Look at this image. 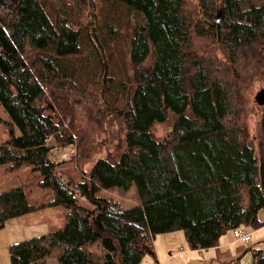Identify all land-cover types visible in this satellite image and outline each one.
I'll return each instance as SVG.
<instances>
[{"label": "trees", "instance_id": "16d2710c", "mask_svg": "<svg viewBox=\"0 0 264 264\" xmlns=\"http://www.w3.org/2000/svg\"><path fill=\"white\" fill-rule=\"evenodd\" d=\"M196 9L193 16L185 0H0V107L9 133L0 165H30L47 193L0 191V228L23 214L66 209L63 227L11 244V264H141L159 233L183 230L196 250L227 230L263 225L264 97L255 102L262 113L254 142L238 124L232 71L240 63L264 73V0H196ZM195 40L212 43L211 62ZM216 47L226 63L211 60ZM115 48L122 70L113 66ZM50 95L68 114L102 97L124 123L122 152L63 182L48 158L47 140H58L61 128ZM169 115L170 132L155 136L153 126ZM133 184L138 202L130 207L101 194ZM253 257L264 264V250Z\"/></svg>", "mask_w": 264, "mask_h": 264}, {"label": "rangeland", "instance_id": "374dc122", "mask_svg": "<svg viewBox=\"0 0 264 264\" xmlns=\"http://www.w3.org/2000/svg\"><path fill=\"white\" fill-rule=\"evenodd\" d=\"M98 1L99 0H95V2ZM185 2L191 14L196 16V0H185ZM90 12L92 11H89V13ZM80 14H84V12ZM88 16L87 27L93 24L90 14ZM201 41L202 40H195L193 46L195 50L205 58L207 63L211 62L210 54H207V52L212 51V43L210 41ZM125 44L126 40L124 39L122 41L123 48ZM199 48L201 51H199ZM215 50V58H211V60L219 65L221 63H226V58L222 55V52L217 47ZM111 52L114 56L113 66L119 69L121 68L122 70L123 65L120 63L122 52L120 48H115L114 51L111 49ZM237 64L238 65L233 66L232 75L233 73L236 75V82L239 85V93L242 97L240 98L242 113L238 119V124L242 130H245L247 134L246 138L248 140H254L255 142L259 134L258 122L260 121L262 113L260 107L255 103V97L260 91L263 90L264 92V73L261 70L252 73L245 65L242 66L240 63ZM215 66L217 65L215 64ZM131 74L132 69L126 64L124 75H129V78H131ZM98 78L101 80V76ZM116 79L118 80L117 77ZM56 97V95H50L49 102L52 105L51 108L54 113L60 117L61 128L58 131L60 137L58 140L53 137L47 140V144L51 147L48 158L56 164V170L63 182L66 183L71 181L76 183L80 180L82 173L88 172V169H90L97 159L108 155L116 157L122 152L124 149V144L122 142L124 123L121 118L116 116L114 113L115 110L112 111L106 106V102L100 96H97L95 104L91 103L93 105L89 106L83 105V109L81 108L82 110L79 111V113L73 111V114H68L65 111L63 113V106L60 108L56 104L57 102H53ZM86 101L89 103L88 100ZM58 102V104H62V100L59 96ZM83 111L85 114L81 113ZM111 113L113 116H111ZM72 116L74 117V121ZM6 119H8V116L0 107V142L9 139V133H7L8 129L5 124ZM173 120L174 117L169 115L165 122L155 124L152 128L154 135L159 138L166 136L171 130ZM68 136L71 137L73 142H69ZM8 166L9 164L0 165V191L22 185L30 191V196L32 198H40L42 195L47 194L45 190L36 186L39 178L30 170V165H23L22 168L14 170H9ZM101 194L119 201L123 206L130 207L138 202L134 184L128 190L115 188L103 190ZM81 201L84 202L83 198H81ZM65 210L66 209L63 207L57 206L38 211V214L41 216L39 224L41 227L27 232L26 238L38 237L39 235L49 231H55L62 227L65 222ZM24 216L30 219L33 215L29 213L26 215L23 214V217ZM17 218L18 217L10 220L7 225L16 222ZM258 219L264 224V209L259 211ZM240 229L245 233L254 231V228H250V226H242ZM20 231L23 232L22 229H20ZM227 231L230 234L233 233L232 230ZM257 237L259 236L254 235L247 245L237 240L233 235V239L236 242V246L233 247L238 251V255L230 259L226 257L224 260L215 259V262L212 263L210 259L206 257L202 258V253L198 254L191 252L186 254L190 249L187 246L183 230L159 233L152 239L153 256L149 254L145 255L141 264H256L253 251L258 249L264 250V236L263 239H257ZM46 264L56 263L53 260H49Z\"/></svg>", "mask_w": 264, "mask_h": 264}, {"label": "crops", "instance_id": "0c3cea01", "mask_svg": "<svg viewBox=\"0 0 264 264\" xmlns=\"http://www.w3.org/2000/svg\"><path fill=\"white\" fill-rule=\"evenodd\" d=\"M38 213H39L38 211L32 212L31 215H33V216H31L30 219H27L25 216L23 217V215L19 216L17 218L16 222H12V223H10V225H7V223L10 220H12L13 218L9 219L4 223V226H2V228H0V264H11L10 257H9V246L11 244L18 243L20 241L27 239L26 238L27 232L33 231L34 229L36 230L37 228L41 227V225H39L40 220H41V216ZM21 217H23V218H21ZM64 219H65V214H64ZM263 226H264V224H263ZM263 226L259 227L257 229H254V231H252V232H248L251 236V239L254 235L259 236V237H257V239H263V236H264V232H263L264 227ZM20 229H22L23 232H21ZM49 232H51V231H49ZM233 246H236V242L233 239V233L230 234L228 231H226L220 236V238L218 239V242L215 246L209 247L206 249H199L198 248L196 250H191L189 248L190 250L188 249L189 252H186V254L191 253V252L198 253V254L202 253V258L206 257L207 259H210V261L213 263V262H215V259L224 260L225 257L230 259L234 256H237L238 251ZM207 261H209V260H207Z\"/></svg>", "mask_w": 264, "mask_h": 264}, {"label": "built area", "instance_id": "2783aa9c", "mask_svg": "<svg viewBox=\"0 0 264 264\" xmlns=\"http://www.w3.org/2000/svg\"><path fill=\"white\" fill-rule=\"evenodd\" d=\"M233 235L237 240L242 241L244 244H249L251 236L249 233L243 232L240 228L233 230Z\"/></svg>", "mask_w": 264, "mask_h": 264}, {"label": "water", "instance_id": "95a60500", "mask_svg": "<svg viewBox=\"0 0 264 264\" xmlns=\"http://www.w3.org/2000/svg\"><path fill=\"white\" fill-rule=\"evenodd\" d=\"M216 18V20H217V22H219V20H220V11L219 12H217V16L215 17ZM264 94V92H263V90L262 91H260L259 92V94H257V96L255 97V99H256V101H257V103L258 104H262L263 103V95Z\"/></svg>", "mask_w": 264, "mask_h": 264}]
</instances>
